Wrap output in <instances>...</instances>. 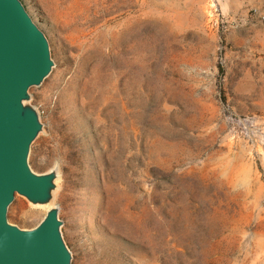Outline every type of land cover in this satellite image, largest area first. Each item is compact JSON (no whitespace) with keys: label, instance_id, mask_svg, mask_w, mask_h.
Wrapping results in <instances>:
<instances>
[{"label":"rangeland","instance_id":"374dc122","mask_svg":"<svg viewBox=\"0 0 264 264\" xmlns=\"http://www.w3.org/2000/svg\"><path fill=\"white\" fill-rule=\"evenodd\" d=\"M21 1L71 264H264V0ZM45 209L17 193L8 219Z\"/></svg>","mask_w":264,"mask_h":264},{"label":"water","instance_id":"95a60500","mask_svg":"<svg viewBox=\"0 0 264 264\" xmlns=\"http://www.w3.org/2000/svg\"><path fill=\"white\" fill-rule=\"evenodd\" d=\"M49 40L21 0H0V264H71L60 206L52 205L58 171H35L31 145L43 128L30 88L54 66ZM50 205L40 222L22 228L8 219L16 194ZM52 201V202H51Z\"/></svg>","mask_w":264,"mask_h":264},{"label":"bare ground","instance_id":"6f19581e","mask_svg":"<svg viewBox=\"0 0 264 264\" xmlns=\"http://www.w3.org/2000/svg\"><path fill=\"white\" fill-rule=\"evenodd\" d=\"M90 196V195H89ZM72 198V197H71ZM52 202V201H51ZM54 203H56V202H53L52 203V205L54 204ZM38 206V205H37ZM41 206H43L44 208H46L45 210H47L49 207H50V205H48V204H45V203H41ZM60 209V208H59Z\"/></svg>","mask_w":264,"mask_h":264}]
</instances>
